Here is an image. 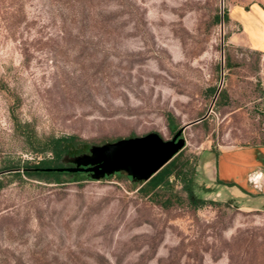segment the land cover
I'll list each match as a JSON object with an SVG mask.
<instances>
[{
  "label": "rangeland",
  "instance_id": "obj_1",
  "mask_svg": "<svg viewBox=\"0 0 264 264\" xmlns=\"http://www.w3.org/2000/svg\"><path fill=\"white\" fill-rule=\"evenodd\" d=\"M220 13V0H0V264H264V201L201 198L203 163L264 147V0ZM203 117L182 152L193 197L217 204L192 208L179 182L165 210L125 178L6 175L50 156L36 140H170Z\"/></svg>",
  "mask_w": 264,
  "mask_h": 264
},
{
  "label": "trees",
  "instance_id": "obj_2",
  "mask_svg": "<svg viewBox=\"0 0 264 264\" xmlns=\"http://www.w3.org/2000/svg\"><path fill=\"white\" fill-rule=\"evenodd\" d=\"M224 22L228 21L227 14H223ZM215 21L219 22V16L215 17ZM228 66V59L225 63ZM216 88H211L209 92L213 96L216 93ZM227 99V95L222 90L217 95V103ZM176 133V132H175ZM174 133V134H175ZM132 136L129 138H133ZM33 145V153L50 154L48 158L44 156L38 161H25L20 166H15L6 170L8 176L21 179L22 177L44 181L47 183L63 184L70 181L94 180L87 174L66 172H43L44 169L66 168L71 165L63 163L64 157L72 158L88 154L92 145L89 142L78 138L77 136H63L59 138H50L44 141L36 140ZM195 163L190 158H185L183 152H179L168 164H166L157 174L145 183H135L124 173H117L111 177L125 178L131 182L137 192L145 198L150 199L153 203L158 204L161 208L168 210L174 207L175 204L182 203L183 199L178 196L173 188L175 183L183 184L184 190L189 196V205L192 208H198L208 204H217L212 201L195 199L192 195V179L195 170ZM101 180V179H100Z\"/></svg>",
  "mask_w": 264,
  "mask_h": 264
},
{
  "label": "water",
  "instance_id": "obj_3",
  "mask_svg": "<svg viewBox=\"0 0 264 264\" xmlns=\"http://www.w3.org/2000/svg\"><path fill=\"white\" fill-rule=\"evenodd\" d=\"M220 18L222 22V0H220ZM223 39L221 38V45ZM222 75V54L221 65ZM221 87L217 88L214 100ZM200 118L176 131L170 140H164L159 134L150 132L144 136L120 139L102 145L92 146L88 154L77 157H64L66 168L44 169L43 172L84 173L91 179L100 180L117 173H124L132 182L145 183L168 164L185 146L181 138L184 129L203 121Z\"/></svg>",
  "mask_w": 264,
  "mask_h": 264
},
{
  "label": "crops",
  "instance_id": "obj_4",
  "mask_svg": "<svg viewBox=\"0 0 264 264\" xmlns=\"http://www.w3.org/2000/svg\"><path fill=\"white\" fill-rule=\"evenodd\" d=\"M202 199H222L224 195L244 202L264 201V147L221 152L203 163ZM195 184V181H194Z\"/></svg>",
  "mask_w": 264,
  "mask_h": 264
}]
</instances>
